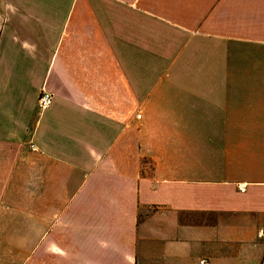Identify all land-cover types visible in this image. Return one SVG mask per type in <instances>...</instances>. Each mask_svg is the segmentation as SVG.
<instances>
[{"label":"crops","instance_id":"0c3cea01","mask_svg":"<svg viewBox=\"0 0 264 264\" xmlns=\"http://www.w3.org/2000/svg\"><path fill=\"white\" fill-rule=\"evenodd\" d=\"M202 259L264 264V0H0V264Z\"/></svg>","mask_w":264,"mask_h":264},{"label":"built area","instance_id":"2783aa9c","mask_svg":"<svg viewBox=\"0 0 264 264\" xmlns=\"http://www.w3.org/2000/svg\"><path fill=\"white\" fill-rule=\"evenodd\" d=\"M52 99H53V95L50 92L46 91L45 89L41 88V90L39 92L38 99H37L38 108H40L41 110L47 108L50 105ZM138 116H140V114H138ZM242 190L243 189H240V191H242ZM260 234H262V233L260 232ZM205 262L206 261L204 259L200 260L201 264L202 263L205 264Z\"/></svg>","mask_w":264,"mask_h":264}]
</instances>
